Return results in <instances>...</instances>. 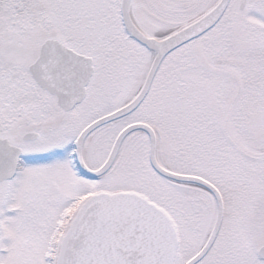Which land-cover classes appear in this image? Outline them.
I'll return each instance as SVG.
<instances>
[{
  "label": "snow or ice",
  "instance_id": "obj_1",
  "mask_svg": "<svg viewBox=\"0 0 264 264\" xmlns=\"http://www.w3.org/2000/svg\"><path fill=\"white\" fill-rule=\"evenodd\" d=\"M0 264H264V0H0Z\"/></svg>",
  "mask_w": 264,
  "mask_h": 264
}]
</instances>
